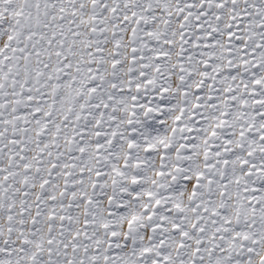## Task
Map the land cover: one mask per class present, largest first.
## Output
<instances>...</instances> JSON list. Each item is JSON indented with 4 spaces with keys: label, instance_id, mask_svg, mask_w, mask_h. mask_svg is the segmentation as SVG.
I'll list each match as a JSON object with an SVG mask.
<instances>
[{
    "label": "snow or ice",
    "instance_id": "obj_1",
    "mask_svg": "<svg viewBox=\"0 0 264 264\" xmlns=\"http://www.w3.org/2000/svg\"><path fill=\"white\" fill-rule=\"evenodd\" d=\"M0 264H264V0H0Z\"/></svg>",
    "mask_w": 264,
    "mask_h": 264
}]
</instances>
